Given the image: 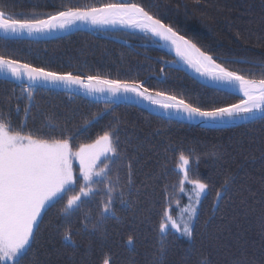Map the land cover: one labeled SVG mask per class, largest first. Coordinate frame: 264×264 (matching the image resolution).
Instances as JSON below:
<instances>
[{"label": "trees", "instance_id": "1", "mask_svg": "<svg viewBox=\"0 0 264 264\" xmlns=\"http://www.w3.org/2000/svg\"><path fill=\"white\" fill-rule=\"evenodd\" d=\"M107 3H138L229 70L264 79V0H0V11L11 18L43 19L68 8ZM0 56L60 73L143 82L154 92L177 95L204 109L240 101L165 67L171 57L142 33L79 32L46 42L0 38ZM25 87L0 81V119L10 120L14 129L22 123L24 131L56 128L59 138L60 128L67 125L73 151L105 131H118L119 158L109 167L113 180L117 173L120 177L113 196L123 191L127 203L117 198L115 217L95 232L92 227L105 198L104 184L92 185L97 194L84 198L74 213L63 211L64 202L56 204L43 216L24 264H103L105 259L110 264H264V123L200 129L133 106L94 103L44 89H34L35 106L25 114L23 108L29 104ZM181 151L194 153L190 174L210 188L199 207L194 239L171 231L161 253L157 229L160 212L168 206L165 189L170 211L184 204L179 191L182 176L176 171ZM226 177L232 182L217 200ZM66 232L74 246L65 243Z\"/></svg>", "mask_w": 264, "mask_h": 264}, {"label": "snow or ice", "instance_id": "2", "mask_svg": "<svg viewBox=\"0 0 264 264\" xmlns=\"http://www.w3.org/2000/svg\"><path fill=\"white\" fill-rule=\"evenodd\" d=\"M77 22L102 26L120 25L150 33L167 42L176 56L201 77L222 86L224 91L238 87L244 99L239 103L204 109L177 95L159 90L153 92L143 83L102 78L99 75L85 77L72 72L60 73L0 56V72L10 74L17 80L27 77L28 86L24 91L29 104L23 108L25 114L30 113L31 107L35 106L32 103L34 86L43 83L75 86L89 94L107 92L112 97L121 94L125 99L144 101L166 114L181 115L188 120L200 118L212 124H227L243 118L264 123V79H248L229 70L172 25L138 3H107L100 7L68 8L43 19L6 18L5 13L0 11V30L5 34L18 35L25 31L29 35L52 32L69 28ZM261 67H264V62H261ZM110 103H115V100ZM17 111H20L19 105ZM25 127L22 123L19 128L14 129L10 120L5 122L0 119V264H24L37 240L43 216L61 202H64V212L78 211L84 198L97 194L92 189L94 184L105 185V198L101 201L97 220L92 227L93 232L99 230V225L115 217L113 204L117 198L122 204L127 203L123 199V191H120L118 197L113 196L120 185L119 174L113 180L112 169L109 167V163L115 164L119 158V135L115 128L105 131L92 143L81 144L73 152L70 143L72 136L67 125L60 128L59 138L55 135L56 128L47 131H24ZM66 132L69 133L67 138ZM192 155L194 153L189 152L186 155L181 151L178 157L176 171L182 176L179 180V191L188 198L179 220L170 211L171 198L167 195V188L165 189L168 206L163 207L160 212L157 229L161 239V253L165 251L163 241L171 231L174 230L190 240L195 236L199 207L210 185L190 174ZM74 159L79 161V175L74 169ZM101 163L103 166L99 167ZM232 179L225 178L220 190L216 192L217 200L222 198ZM128 183L131 184V171L128 174ZM186 185L191 187L187 188ZM86 219L89 217L86 216ZM83 227L85 231L88 230L87 223ZM64 241L67 245L74 246L68 232L64 235ZM131 243L129 240V244ZM103 264L110 262L105 259Z\"/></svg>", "mask_w": 264, "mask_h": 264}, {"label": "water", "instance_id": "3", "mask_svg": "<svg viewBox=\"0 0 264 264\" xmlns=\"http://www.w3.org/2000/svg\"><path fill=\"white\" fill-rule=\"evenodd\" d=\"M7 18V17H6ZM118 30H124L128 32H142L139 29H134V28H129V27H123V26H111V25H92L90 23H81L77 22L75 25L60 30H54L52 32H45V33H34L32 35H29L27 32H22L20 34H5L3 30H0V37L4 39H22V40H30V41H48V40H53L56 38H61L67 35H71L77 32H91L94 33L96 31L100 32H114ZM150 34V33H149ZM154 37V36H153ZM155 40L158 41L160 44L159 46L165 50V52L171 56L174 60L169 62L168 64L165 65V67H172L178 70H181L185 72L187 75L198 81L199 83L209 86L211 88H216L219 90H223L222 86L215 85L214 82L208 80L205 77H201L198 73H196L192 68L188 67V65L184 64L183 61L180 60L179 57L176 56L175 51L168 45L167 42L161 40L158 37H154ZM127 45V44H126ZM22 63V62H21ZM86 77V76H85ZM0 79L9 81V82H15L16 84H22L24 86H28V80L27 77L25 76L22 80H17L14 77H12L10 74H6L4 72H0ZM143 83V82H141ZM144 84V83H143ZM34 88L37 89H44V90H51L55 92H61V93H66L69 95H75L79 96L85 100L94 102V103H106V104H127V105H133L135 107L141 108L145 111H147L149 114L157 116L159 118H163L166 120H171V121H176L184 124H189L192 126H197V127H202V128H207V129H227V128H233L237 127L240 125H244L247 123L253 122L252 120H245L243 118H239L235 120L234 122H229L227 124H212L209 122H205L201 120L200 118H196L193 120H188L186 117L177 115V114H166L163 112V110L155 107L148 105L147 102L144 101H135V100H130V99H125L123 95L117 94L116 97H112L109 93L104 92V93H87L83 89H78L75 86L73 87H68L66 85H51V84H43L40 83ZM154 92V91H153ZM228 93H232L236 95L237 97L244 99L243 93L239 90L238 87H232L230 90L225 91ZM115 100V103H110V101Z\"/></svg>", "mask_w": 264, "mask_h": 264}, {"label": "rangeland", "instance_id": "4", "mask_svg": "<svg viewBox=\"0 0 264 264\" xmlns=\"http://www.w3.org/2000/svg\"><path fill=\"white\" fill-rule=\"evenodd\" d=\"M104 32H107V31H104ZM77 33H79V32H77ZM94 33H103V31H102V32H100V31H96V32H94ZM74 34H76V33H74ZM71 35H72V34H71ZM64 37H65V36H64ZM61 38H62V37H61ZM159 47H160V46H159ZM170 57H171V56H170ZM171 59L174 60L172 57H171ZM179 71H181V70H179ZM181 72L184 73L187 77H189L191 80H193L195 83H197L198 85H200V86H202V87H205V88H208V89L217 90V91H222V90H219V89H216V88H211V87H209V86H205V85L199 83L198 81H196L195 79H193L192 77H190L189 75H187L185 72H183V71H181ZM81 76H83V75H81ZM248 79H250V78H248ZM253 80H255V79H253ZM50 91H51V90H50ZM222 92H225V91H222ZM226 93H228V92H226ZM229 94H231V95L237 97L236 95H234V94H232V93H229ZM237 98L241 101V98H239V97H237ZM240 101H239V102H240ZM239 102H238V103H239ZM155 117H157V116H155ZM158 118H159V117H158ZM160 119H163V118H160ZM163 120H165V121H170V122H173V123H176V124H180V125H187V126L194 127V128L207 129V128H202V127L192 126V125H189V124H184V123H180V122H176V121H171V120H166V119H163ZM251 123H252V122H251ZM247 124H248V123H247ZM244 125H246V124H244ZM240 126H241V125H240ZM73 152H75V151H73ZM101 159L103 160V157H102ZM73 164H74V169H75L76 173L79 175V161L74 159ZM101 164H102V163H101ZM101 164H99V167H102ZM180 175H181V174H180ZM186 187H187V188H190L191 186H190V185H186ZM182 196H184V197H183V199H184V204L174 206V208H173L174 210L171 211L173 217H174L175 219H177V220L180 219V214L184 212V210H185V206H186L187 203H188L187 195H185V194L182 193ZM185 214H186V213H185ZM173 231H174V230H173ZM174 232H175V231H174ZM178 234H179V233H178Z\"/></svg>", "mask_w": 264, "mask_h": 264}, {"label": "bare ground", "instance_id": "5", "mask_svg": "<svg viewBox=\"0 0 264 264\" xmlns=\"http://www.w3.org/2000/svg\"><path fill=\"white\" fill-rule=\"evenodd\" d=\"M7 17V16H6ZM8 18V17H7ZM118 26H120V25H118ZM118 31H120V32H128V31H124V30H118ZM25 33H26V31H25ZM129 33H142V34H146V33H144V32H129ZM147 35H149V36H151L153 39H154V37L151 35V34H149V33H147ZM67 36H69V35H67ZM67 36H65V37H67ZM1 38V37H0ZM2 39H4V38H2ZM56 39H58V38H56ZM56 39H53V40H56ZM113 40H115V41H118V42H120V43H122V44H127L125 41H123V40H120V39H116V38H112ZM7 40H15V39H7ZM18 40H22V39H18ZM155 40V39H154ZM48 41H52V40H48ZM156 42H157V44L158 45H160L159 43H158V41L157 40H155ZM40 42H46V41H40ZM172 61V60H171ZM23 63V62H22ZM35 67V66H34ZM0 81H5V80H1L0 79ZM7 82H9V81H7ZM10 83H12V84H15L16 86H24V85H22V84H16L15 82H10ZM27 87V86H26ZM34 89H37V88H34ZM61 93V92H60ZM64 94H66V93H64ZM72 96H75V95H72ZM77 97H79V96H77ZM81 98V97H80ZM117 105H121V106H133V105H127V104H117ZM133 107H135V106H133ZM135 108H138V107H135ZM138 109H141V108H138ZM143 110V109H142ZM145 111V110H144ZM147 112V111H146ZM148 113V112H147ZM154 116V115H153Z\"/></svg>", "mask_w": 264, "mask_h": 264}]
</instances>
